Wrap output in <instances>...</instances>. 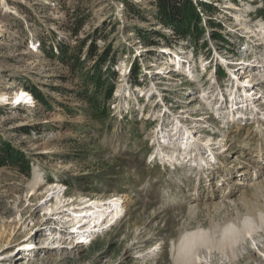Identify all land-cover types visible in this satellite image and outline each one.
Here are the masks:
<instances>
[{"label":"rangeland","instance_id":"rangeland-1","mask_svg":"<svg viewBox=\"0 0 264 264\" xmlns=\"http://www.w3.org/2000/svg\"><path fill=\"white\" fill-rule=\"evenodd\" d=\"M192 1L204 31L197 46L176 41L155 0H0V92L36 86L54 105L0 102V145L32 161L29 176L0 166V254L15 255L0 264H264V121L241 125L229 106L246 83L264 102V0ZM36 38L85 40L84 71L109 50L102 70L115 87L105 114H92L76 95L80 76ZM51 184L70 195L120 194L124 209L80 247L16 260L51 232Z\"/></svg>","mask_w":264,"mask_h":264},{"label":"bare ground","instance_id":"bare-ground-1","mask_svg":"<svg viewBox=\"0 0 264 264\" xmlns=\"http://www.w3.org/2000/svg\"><path fill=\"white\" fill-rule=\"evenodd\" d=\"M1 26H2L3 30L6 29V26L4 24H1ZM35 45H36V47L40 46V40L39 39L36 40ZM243 85H245V86H243ZM243 85H241V86L239 85V86L243 87L242 91L244 92V90L247 88L248 85L254 86L255 84L254 83H251V84L246 83ZM255 88L256 87H254V88L248 87V90L246 91L248 93L246 94L244 92V94H246V96L241 98L240 97L241 95H240L239 96L240 98L238 97V100H236V97L234 96L233 99L231 100V104L229 105L230 108H233V110H234L235 107L240 106L239 103H244V107H247V109L249 108V106L254 108L253 113L262 114L263 112L261 113V112H259V110L263 109L262 104L264 102L262 104H257V102H254V100L256 99L255 95L258 96V99L261 96L259 93H256V91H254ZM23 89H25V88H23ZM234 90H235V93L238 91L237 85H236V88H234ZM241 99H243V100L241 101ZM258 99H256V100H258ZM234 100H236V101L234 102ZM0 102L4 103V104H15L16 103L19 105L20 104H26V105H31V106L38 104L37 99L33 96V94L29 90H18L17 92H15V91L14 92L13 91L0 92ZM230 111L232 113H234L232 110H230ZM241 114H242V112H241ZM241 114H240V116H241ZM256 114H254V116ZM260 128L261 127L259 126V129ZM261 130H264V129L262 128ZM261 130H259V132ZM187 148H188V146L186 145L184 147V149H187ZM258 153H259V156L260 155L261 156L258 157L257 161L261 157H263L264 146H261ZM33 174H34V176H36V169L33 171ZM198 179H200V178H197V181H198ZM198 188H199V186L196 185L195 189H198ZM61 190L62 189L60 188V186H58V184H51V186L48 188V193H50V195H56L58 193L57 202L54 205H51V211L49 213L46 212V214H45L44 224L50 227L51 232L49 234H45L44 237H41L38 242L34 241L33 244H30V243L23 244L22 247H20V248H24L23 250H27L28 255L27 256L26 255H19V256H16L14 259H16V260H23L24 258L30 259L29 257L31 256V254L33 252H38V251H44V250H46L48 252L53 251V250L54 251L55 250L66 251L70 248L80 247L82 244H84L83 243L84 241H82V242L81 241H75V240L69 238V236H71L72 233L74 234V231L77 234H80L81 232H82V234H85L87 236V238L80 236V238L85 239V241L92 240V236H94L97 232H100L105 226H107V222L114 219L116 216L120 215V212H122L124 209L125 198L122 195L117 194V193L110 194L108 196L87 197V196H84L81 192L76 193V195L75 194L70 195L68 193V191L63 192ZM254 196H256V195H254ZM45 202H47V201H45ZM261 208H262V206H261ZM47 209H49V207ZM263 210H264V205H263ZM111 212H114V213L110 217ZM60 214H62V216H61L62 218H60V220H59ZM119 217L120 216H118L115 219L117 220ZM57 219H58V221H57ZM67 226H70L72 228L67 229ZM70 229H71V232L68 231ZM183 233L184 232H182L181 235ZM74 236H72V237H74ZM82 236H84V235H82ZM260 251L264 252V247H262V250H260ZM14 256L15 255L11 251L2 253V254H0V262L2 263L4 261H9ZM196 262L200 263V264L201 263L202 264H204V263L209 264L208 263L209 259L207 257L202 258V257L198 256V257H196Z\"/></svg>","mask_w":264,"mask_h":264},{"label":"trees","instance_id":"trees-1","mask_svg":"<svg viewBox=\"0 0 264 264\" xmlns=\"http://www.w3.org/2000/svg\"><path fill=\"white\" fill-rule=\"evenodd\" d=\"M125 3L129 7V3L127 1ZM155 4L157 7V18L174 31L176 41L181 38L189 39L193 42L194 46H197V40L203 35L204 31L200 24L202 17L192 0H155ZM200 4L203 8H210L211 6L206 2H200ZM81 24L80 21L78 26L73 30L75 35H77ZM147 38L146 36L145 39ZM216 39L226 41L221 33H217ZM148 42L154 44V41H151L149 38ZM40 45L46 54L56 56L63 63H66L75 75L80 76L81 81L76 95L89 104L92 114L95 116L105 114L104 112L107 111L105 109L106 101L112 97L115 87L113 84L107 83V78H105L106 73L102 70L103 65L108 59L109 50H104L98 56V59L94 60L91 70L84 71L86 58L84 57L83 59L82 51L85 46V40L76 46L61 42H58L56 45H46L44 41H40ZM95 52L96 48L89 47L86 56L91 58L95 55ZM28 88L27 90L47 110L54 108V105L44 91L38 89L36 86L29 85ZM31 162V158L22 151L12 147L7 141L1 143L0 166L12 165L29 176L31 174Z\"/></svg>","mask_w":264,"mask_h":264}]
</instances>
